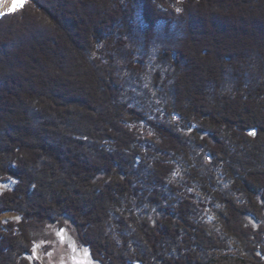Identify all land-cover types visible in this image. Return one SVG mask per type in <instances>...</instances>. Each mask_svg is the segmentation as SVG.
<instances>
[{"label": "trees", "instance_id": "trees-1", "mask_svg": "<svg viewBox=\"0 0 264 264\" xmlns=\"http://www.w3.org/2000/svg\"><path fill=\"white\" fill-rule=\"evenodd\" d=\"M160 25L169 38L154 75L166 116L153 120L128 101L122 72L142 74L128 40L139 33L151 44ZM135 120L160 133L161 152L189 159L203 148L226 176L229 188L214 189L193 169L223 207L225 237L207 234L191 198L163 205L175 168L166 156L147 176L161 216L112 218L144 166ZM8 179L16 183L0 191V215L21 218L0 222V264H42L30 259L35 232L64 218L102 264H264V0H25L3 13L0 180ZM229 240L234 257L216 256Z\"/></svg>", "mask_w": 264, "mask_h": 264}, {"label": "rangeland", "instance_id": "rangeland-1", "mask_svg": "<svg viewBox=\"0 0 264 264\" xmlns=\"http://www.w3.org/2000/svg\"><path fill=\"white\" fill-rule=\"evenodd\" d=\"M9 4L6 9L0 11V16L5 12L16 10L21 5L19 0L17 3L14 0L10 1ZM137 19L141 20L140 17ZM157 31L156 39L148 45L145 44L142 34L138 33L134 38H129V45L134 47L135 60L144 61V71L142 74H137L129 70L125 71L126 73L123 71L122 74L126 81V96L130 104L147 111L151 119L162 120L166 116L164 110L165 95L162 93V88L158 85L159 81H157L158 79L155 78L154 74L163 68L159 57V49L164 42H167L169 36L163 30L162 25L158 27ZM128 124L130 128L136 130L138 136L137 145L142 151V156L138 157L137 162L139 163L143 160L144 166L134 172L136 181L134 183L135 192L131 201L124 204V209L127 213L123 212L124 209H120L113 213L112 218L118 220L121 215H125L128 217L138 216L141 219H154L156 216H161L164 209L154 203V199L151 197L153 187L149 183L147 176L153 161L160 156H166V161L173 163L175 168L171 177L167 180V186L165 187L166 198L163 205H176L183 198H191L197 205L196 220L206 224L207 234L209 236L218 235L225 237L218 217V211L222 210L223 207L215 203V199L207 197L193 170L203 169L204 173L208 174L207 178H212L213 184L211 186L214 189H228V186H230L228 179L219 169L212 168L211 157L205 154L203 148H198L197 146L192 147L193 151L189 159L178 153L161 152L159 144L162 142V137L152 125L147 121L139 120ZM15 183V179L0 180V191L12 189ZM20 218L18 213L8 211L0 215V222L19 221ZM62 221V227H60L58 222H54L35 232V254L30 256L32 262L40 261L42 264H102L92 260L89 250L79 244L77 231L72 220L64 218ZM248 221L253 224L256 223L255 220L250 218H248ZM116 225L113 223L114 228ZM236 251V242L229 240L227 241L226 249L216 248L214 253L216 256L229 255L234 257Z\"/></svg>", "mask_w": 264, "mask_h": 264}, {"label": "bare ground", "instance_id": "bare-ground-1", "mask_svg": "<svg viewBox=\"0 0 264 264\" xmlns=\"http://www.w3.org/2000/svg\"><path fill=\"white\" fill-rule=\"evenodd\" d=\"M10 1H13V0H0V11L6 9L8 7V5H10ZM14 2H18V0H14Z\"/></svg>", "mask_w": 264, "mask_h": 264}, {"label": "built area", "instance_id": "built-area-1", "mask_svg": "<svg viewBox=\"0 0 264 264\" xmlns=\"http://www.w3.org/2000/svg\"><path fill=\"white\" fill-rule=\"evenodd\" d=\"M174 121H179V117L177 114L172 115Z\"/></svg>", "mask_w": 264, "mask_h": 264}, {"label": "snow or ice", "instance_id": "snow-or-ice-1", "mask_svg": "<svg viewBox=\"0 0 264 264\" xmlns=\"http://www.w3.org/2000/svg\"><path fill=\"white\" fill-rule=\"evenodd\" d=\"M19 2H20L21 4H23V3H24V0H19ZM255 134H256L255 131L250 132V135H255Z\"/></svg>", "mask_w": 264, "mask_h": 264}]
</instances>
